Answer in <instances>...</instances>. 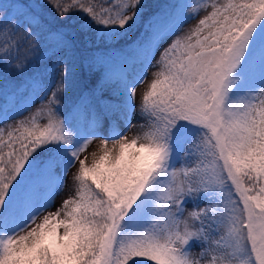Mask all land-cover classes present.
I'll use <instances>...</instances> for the list:
<instances>
[{"label":"snow or ice","instance_id":"snow-or-ice-1","mask_svg":"<svg viewBox=\"0 0 264 264\" xmlns=\"http://www.w3.org/2000/svg\"><path fill=\"white\" fill-rule=\"evenodd\" d=\"M145 7L0 0V264H264V0ZM77 42L102 72L69 105Z\"/></svg>","mask_w":264,"mask_h":264},{"label":"trees","instance_id":"trees-1","mask_svg":"<svg viewBox=\"0 0 264 264\" xmlns=\"http://www.w3.org/2000/svg\"><path fill=\"white\" fill-rule=\"evenodd\" d=\"M22 3H27L28 0H20ZM146 5L144 9L145 17L152 14L153 12L159 10L166 4L174 2V0H143ZM184 2L190 3V0H184ZM48 20L53 27L56 26L55 21L52 19V16H48ZM142 30V29H141ZM135 33L130 34L127 37L128 41H131L134 38ZM115 47H122V43H117L113 45ZM90 49H86L82 42H77L76 47L69 54L73 58H75L76 65L78 66L77 74H78V84L77 86L71 87L66 94V102L71 105L75 102L81 95L85 93H90L91 90L96 87L97 81L101 75L102 69L97 67H90L88 63V59L90 57ZM59 54H65L63 52ZM40 65V64H39ZM43 65V63H42ZM38 66V65H37ZM138 68V65L132 66L130 71H135ZM9 80H15L19 82L18 78L15 76V73L8 74ZM43 79L47 80V74H43ZM3 81H0V86H2ZM42 94V93H41ZM106 94V93H105ZM151 264V262H148Z\"/></svg>","mask_w":264,"mask_h":264},{"label":"rangeland","instance_id":"rangeland-1","mask_svg":"<svg viewBox=\"0 0 264 264\" xmlns=\"http://www.w3.org/2000/svg\"><path fill=\"white\" fill-rule=\"evenodd\" d=\"M193 3H194V0H193ZM205 14H206L205 12L201 11L199 13V16H197L196 18L191 19L190 21H188L184 25V27L182 28L181 34L183 32L188 31L193 26H195V24L198 22V19L199 18H202L203 15H205ZM41 55L46 58L50 54L42 53ZM59 55L63 56L65 54H59ZM69 57H70L69 68L72 69V65L75 64V70H74V72H70V74H69L68 84H67V91L71 87L77 86V84H78V74H77L78 66L76 65L75 58H73L70 55H69ZM157 58H158V54H157ZM52 59L54 60L55 57H52ZM51 62H52V60H48V63H51ZM37 67H41L42 68L43 67L42 63L40 65H38ZM155 70H156L155 68H150L148 70V73H147V80H145V82L138 87V89H137V93H138L137 100L138 101L140 99V95L144 91H146L147 88L149 87L150 82H151V80L153 78V72ZM36 107H39V101H37ZM33 111H35V108H33ZM24 115L27 116V115H29V113H25ZM21 118H23V117H21ZM142 122L143 121H138L137 119L134 118L132 120V125L133 126H132V128L130 130L125 129L123 123H120L119 124V127H120L121 131H124L125 132V135L127 136V139L129 141H131V139H133L135 136H137L138 134H141V131L142 130L139 128V124L142 123ZM118 147H119V145H116L117 151H118ZM107 148L109 150H111L113 148V144L111 142H109L108 145H107ZM101 149H102V142H101V140L100 139L93 140L92 143L89 145L88 150L84 153V155H86L88 157L89 163L92 160V154L93 153H96L97 156L99 154H102ZM72 171H75V169H73ZM71 181H72V172L69 173V176H68V184L66 186L65 191L59 193L56 196L55 203H54L53 207L49 209V211H54L55 208L59 206L60 202L66 197V195L68 194L67 188L71 186ZM42 215H41V219H42ZM37 222H40V221L38 220ZM60 232L62 234V229L60 230ZM200 251H201V248H200V246L198 244L193 246V248H192V256H193L194 259L199 258Z\"/></svg>","mask_w":264,"mask_h":264}]
</instances>
